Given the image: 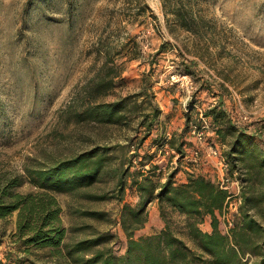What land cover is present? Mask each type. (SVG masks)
I'll return each instance as SVG.
<instances>
[{"label":"rangeland","instance_id":"374dc122","mask_svg":"<svg viewBox=\"0 0 264 264\" xmlns=\"http://www.w3.org/2000/svg\"><path fill=\"white\" fill-rule=\"evenodd\" d=\"M191 2L197 21L187 29L162 0H0V174L21 173L23 181L16 189L35 190L26 166L69 157L95 144L111 146L107 169L91 185L54 191L66 240L99 234L108 237L104 242L115 252L124 250L120 212L123 203L138 202L129 181L134 170L156 163L162 180L170 172L176 182L185 181L189 173L217 178L220 164L205 155V145L222 143L224 150L232 135L227 132V142H221L215 128L224 124L213 122L204 139L195 140L190 124L199 109L220 102L237 126L257 133L264 148V0ZM107 53L121 73L101 99L140 90L135 97L138 106L126 122L70 119L67 104ZM184 63L192 66L193 74L185 71ZM187 94L193 104L185 129ZM154 106L159 112L147 130L139 119L143 110ZM164 136L175 138L174 144L183 139L188 156L198 149L197 161H176L178 151L172 152L171 145L167 151L156 146ZM124 169L129 171L120 193L118 180ZM165 213L187 239L184 216L170 207ZM147 214L136 235L164 225L156 199L147 204ZM228 217L238 219L239 212L232 210ZM15 218L13 213L4 224L2 247L17 248L8 235ZM259 219L264 224V218ZM200 225L210 230V216L205 215ZM219 226L225 232L230 227L223 214ZM5 253L0 264H13ZM245 258L251 263L256 255L247 252Z\"/></svg>","mask_w":264,"mask_h":264},{"label":"trees","instance_id":"16d2710c","mask_svg":"<svg viewBox=\"0 0 264 264\" xmlns=\"http://www.w3.org/2000/svg\"><path fill=\"white\" fill-rule=\"evenodd\" d=\"M163 6L175 16L180 25L187 29L197 21L191 0H162ZM167 5V6H166ZM105 56L97 71L78 87L66 106L69 118L77 122L96 123L126 122L128 115L138 105L135 93L120 95L113 100L101 96L111 89L120 76L121 69ZM186 72L194 70L184 63ZM192 101L187 105L185 129L189 127L188 113ZM144 111V110H143ZM142 111L139 124L147 130L152 126L159 109ZM217 124V135L226 140V133L232 135L223 154L228 162V173L236 172L240 180L239 218H233L232 225L225 232L220 226V216L228 190L202 173H189L183 182H176L170 172L162 180L160 164L143 167L130 173L129 181L138 194L136 204L123 203L120 223L126 235V244L121 253L105 244L107 236L94 234L66 240V228L61 223L60 204L55 190H71L91 185L107 169L111 146L95 144L74 155L54 158L47 163L25 167V174L38 188L19 191L23 175L15 172L0 174V241L7 234L4 224L16 214L14 229L8 233L17 248H9L8 262L13 264H264V148L255 138L256 132L237 126L219 102L204 110ZM220 139V140H221ZM175 138L164 136L156 140L161 149L164 144L178 151V159L184 155L183 139L174 144ZM153 156V155H152ZM152 161V157L146 162ZM145 164V163H144ZM129 163V168H130ZM122 170L118 190L125 188ZM95 197H103L95 195ZM156 199L164 225L155 232L136 235L135 231L147 221V204ZM170 207L184 216L182 229L187 239L175 229L166 216L165 208ZM253 208L254 212L250 209ZM205 215L210 216V230L201 227ZM256 255L248 263L245 255Z\"/></svg>","mask_w":264,"mask_h":264},{"label":"built area","instance_id":"2783aa9c","mask_svg":"<svg viewBox=\"0 0 264 264\" xmlns=\"http://www.w3.org/2000/svg\"><path fill=\"white\" fill-rule=\"evenodd\" d=\"M191 101L190 94H187L186 97L183 100V106L184 109L187 110V105ZM212 125L211 119L209 116H206L204 114V111L199 109L197 113V120L190 124V133L193 135L195 140L202 141L207 133V131L210 129V126ZM168 144H164V150H168ZM225 144L219 145L215 143H207L205 145V155L208 157L216 158L218 163L220 164V175L215 178L216 182L219 183L220 186L226 188L229 192L227 196L226 203L224 205V213L223 216L227 218L228 225L231 226L233 223V218L228 217L230 214V211H238L239 205L242 202V197L240 195V180L236 175V172L233 175H230L227 171L228 162L223 154V150L221 147H224ZM172 152L175 151L173 147L170 148ZM178 154V153H176ZM185 157H188V159H192L193 161H197V158L199 157V151L198 149H193V152L191 156H188L187 153H184L182 157L183 159ZM176 161H178V155H175L174 157ZM175 159H171L170 163H175L174 166H176ZM214 179V178H212ZM231 185L234 186V189L231 188Z\"/></svg>","mask_w":264,"mask_h":264},{"label":"crops","instance_id":"0c3cea01","mask_svg":"<svg viewBox=\"0 0 264 264\" xmlns=\"http://www.w3.org/2000/svg\"><path fill=\"white\" fill-rule=\"evenodd\" d=\"M213 164H215V163H213ZM217 167H218V166H217ZM218 168H219V167H218ZM212 170H214V168H213ZM219 170H220V168H219ZM219 170H217V172H218ZM218 175H219V174H218ZM218 175H217V176H218ZM212 178H213V177H212ZM1 245H2V243L0 242V256L3 254L4 251H7V249L9 248V247L6 248L5 246L2 247Z\"/></svg>","mask_w":264,"mask_h":264}]
</instances>
